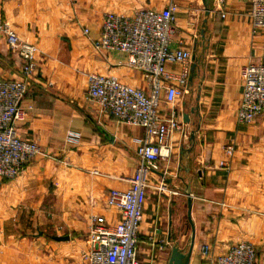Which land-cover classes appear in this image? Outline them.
Instances as JSON below:
<instances>
[{
	"label": "crops",
	"instance_id": "crops-1",
	"mask_svg": "<svg viewBox=\"0 0 264 264\" xmlns=\"http://www.w3.org/2000/svg\"><path fill=\"white\" fill-rule=\"evenodd\" d=\"M170 2L178 7L171 47L191 51L193 59L187 94L160 104L159 119L173 112L181 129L169 136L159 170L148 177L138 262L168 264L172 246L188 243V189L195 228L189 264H207L203 245L219 256L239 242L252 244L264 264V113L249 124L236 121L242 68L264 62V30L252 29L249 0H206L208 15L202 0H0V18L38 48L25 115L15 127L41 150L18 177L0 178V264H74V248L82 247L80 257L94 216L118 222L106 197L128 188L144 131L102 112L87 97V76L114 77L146 92L150 84L121 53L95 50L91 40L107 13L130 16ZM23 65L0 33V82L19 79ZM166 69L178 74L182 67ZM71 132L79 134L77 142L69 140ZM230 143L235 154L225 171L218 163ZM57 236L69 239L45 242Z\"/></svg>",
	"mask_w": 264,
	"mask_h": 264
},
{
	"label": "built area",
	"instance_id": "built-area-1",
	"mask_svg": "<svg viewBox=\"0 0 264 264\" xmlns=\"http://www.w3.org/2000/svg\"><path fill=\"white\" fill-rule=\"evenodd\" d=\"M177 9L170 2L162 10H140L130 16L107 13L99 36L91 40L95 50L121 53L129 66L144 74L150 89L146 92L96 73L87 76V97L118 122L142 128L144 138L136 150L137 168L128 180V188L111 189L106 197V206L117 210L119 220L111 224L103 216L92 218L86 248L80 254L82 264H139V230L148 177L159 170L158 162L163 157L162 151H167L169 136L181 129V122L173 112L168 119H159L160 104L164 100L173 105L187 94L193 59L191 51L171 47ZM247 15L254 31L264 30V0H249ZM0 33L24 62L19 79L0 82V178L14 179L31 159L41 154L36 144L19 137L15 127L25 115L22 101L36 68L38 48L22 41L1 18ZM83 33L90 36L88 28ZM167 64H179L182 70L178 74L168 72ZM241 74L243 90L236 121L249 124L264 113V62L247 64ZM68 137L71 141L79 140V134L74 132ZM234 154L235 145H225V158L218 167L228 171ZM200 253L207 264H258L256 249L248 242L234 244L219 256H214L208 245L201 246Z\"/></svg>",
	"mask_w": 264,
	"mask_h": 264
},
{
	"label": "water",
	"instance_id": "water-1",
	"mask_svg": "<svg viewBox=\"0 0 264 264\" xmlns=\"http://www.w3.org/2000/svg\"><path fill=\"white\" fill-rule=\"evenodd\" d=\"M205 4V11L206 15H208L209 9L207 8V2L206 0H202ZM192 112H195L197 110L192 109ZM183 121L188 122V117L185 114L183 116ZM184 194L186 195L187 199V220L188 224L190 226V236L188 243L185 245V247L181 248L177 244L173 245L171 248L170 258L168 264H189V259L192 253L193 244H194V237H195V228L194 224L191 220V192L190 190H185ZM55 241H66L69 239L68 236H57L52 237Z\"/></svg>",
	"mask_w": 264,
	"mask_h": 264
},
{
	"label": "rangeland",
	"instance_id": "rangeland-1",
	"mask_svg": "<svg viewBox=\"0 0 264 264\" xmlns=\"http://www.w3.org/2000/svg\"><path fill=\"white\" fill-rule=\"evenodd\" d=\"M2 180H6V181H8V180H13V179H6V178H1ZM15 179V178H14ZM41 235V234H40ZM43 236H45V234L43 235ZM45 242L47 243V244H53L52 242H54L55 240H53L52 239V237H47V239L45 238ZM28 247V250H27V252L28 253H30L31 252V250L29 249V246H27ZM44 247H45V243H43V245L41 246V250H40V253H41V255H39V258H41L42 260H43V258H44V256L46 255L45 254V249H44ZM80 249H82V247L80 248ZM80 249H79V247L78 246H75V248H74V252H75V254H74V259H73V262H74V264H82V262H81V259H80V257L78 256V254H79V251H80ZM83 251V250H82ZM81 251V252H82ZM81 252H80V254H81ZM27 253V254H28ZM53 253V252H52ZM48 254V253H47ZM50 256L51 257H48V259L50 260V261H52L53 260V258H54V256H55V253H53L52 255L50 254ZM44 259H46V258H44ZM43 262V261H42Z\"/></svg>",
	"mask_w": 264,
	"mask_h": 264
}]
</instances>
